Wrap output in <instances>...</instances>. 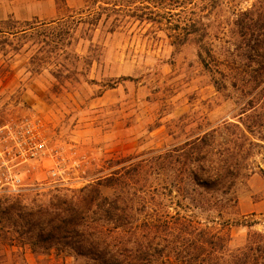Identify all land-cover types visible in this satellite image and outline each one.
Here are the masks:
<instances>
[{
  "label": "rangeland",
  "instance_id": "rangeland-1",
  "mask_svg": "<svg viewBox=\"0 0 264 264\" xmlns=\"http://www.w3.org/2000/svg\"><path fill=\"white\" fill-rule=\"evenodd\" d=\"M259 7L264 0L172 9L148 0H0V124L39 118L53 155L29 165L19 196L0 195V264H94L67 247L29 243L44 218L95 184L146 212L192 216L228 235L230 248L261 232L264 62L254 53L261 42L244 41L234 25ZM96 10L95 25L84 23ZM194 16L203 40L199 31L172 45L170 28ZM226 159L236 164L226 193L195 185Z\"/></svg>",
  "mask_w": 264,
  "mask_h": 264
},
{
  "label": "trees",
  "instance_id": "trees-1",
  "mask_svg": "<svg viewBox=\"0 0 264 264\" xmlns=\"http://www.w3.org/2000/svg\"><path fill=\"white\" fill-rule=\"evenodd\" d=\"M185 1L191 0H148L164 9L179 7ZM97 10L89 14L84 23L95 25ZM202 25L194 16L183 26H172V45L185 44L190 35H197L199 31H203L199 35L203 40L205 30ZM234 25L244 41L261 42V52L254 53L264 62V33H260L264 29V8L239 12ZM240 132L244 135L243 131ZM201 141L204 143L205 137ZM228 156L233 158L231 153ZM227 159L218 169H212L203 184L195 185L207 191L226 193L229 187L222 183L226 174L233 173L236 167ZM192 180H196L194 175ZM101 187V184H95L80 190L72 204L59 209L55 217L44 218L41 230L34 236L36 242H30V246H39L46 252L54 246L67 247L77 257L94 264H264V224L261 232L248 231L239 246L230 248L228 235H219L200 226L192 216L181 215L179 210L172 216L157 214L152 209L146 212L145 204H142V210L121 196L110 199L103 195ZM6 210V213H15L13 206ZM254 224L242 222L240 226L250 229ZM166 235L172 236L173 240L164 239Z\"/></svg>",
  "mask_w": 264,
  "mask_h": 264
},
{
  "label": "built area",
  "instance_id": "built-area-1",
  "mask_svg": "<svg viewBox=\"0 0 264 264\" xmlns=\"http://www.w3.org/2000/svg\"><path fill=\"white\" fill-rule=\"evenodd\" d=\"M52 156L39 118L0 124V195L19 196L25 189L24 175L29 165L43 163ZM56 169L51 168L49 174L55 176Z\"/></svg>",
  "mask_w": 264,
  "mask_h": 264
}]
</instances>
